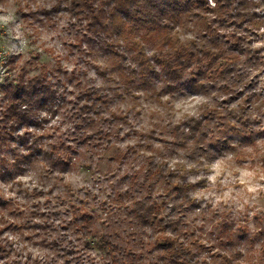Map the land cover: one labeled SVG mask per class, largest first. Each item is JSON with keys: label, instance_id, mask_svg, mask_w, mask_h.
<instances>
[{"label": "clouds", "instance_id": "9594fccd", "mask_svg": "<svg viewBox=\"0 0 264 264\" xmlns=\"http://www.w3.org/2000/svg\"><path fill=\"white\" fill-rule=\"evenodd\" d=\"M0 264H264V0H0Z\"/></svg>", "mask_w": 264, "mask_h": 264}, {"label": "trees", "instance_id": "16d2710c", "mask_svg": "<svg viewBox=\"0 0 264 264\" xmlns=\"http://www.w3.org/2000/svg\"><path fill=\"white\" fill-rule=\"evenodd\" d=\"M181 67V65H173V70L175 71V70H177V69H179ZM21 93H17L16 95L17 96H19ZM21 143H24V141H21Z\"/></svg>", "mask_w": 264, "mask_h": 264}]
</instances>
